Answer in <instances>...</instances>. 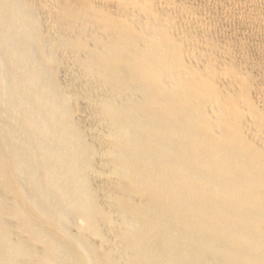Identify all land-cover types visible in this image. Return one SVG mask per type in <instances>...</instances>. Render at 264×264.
<instances>
[{
	"label": "bare ground",
	"instance_id": "obj_1",
	"mask_svg": "<svg viewBox=\"0 0 264 264\" xmlns=\"http://www.w3.org/2000/svg\"><path fill=\"white\" fill-rule=\"evenodd\" d=\"M0 264H264V0H0Z\"/></svg>",
	"mask_w": 264,
	"mask_h": 264
}]
</instances>
